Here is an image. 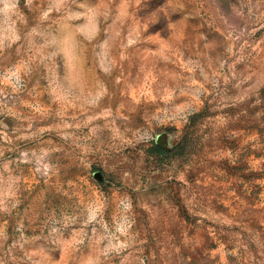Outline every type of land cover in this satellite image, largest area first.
<instances>
[{"label": "rangeland", "instance_id": "1", "mask_svg": "<svg viewBox=\"0 0 264 264\" xmlns=\"http://www.w3.org/2000/svg\"><path fill=\"white\" fill-rule=\"evenodd\" d=\"M0 264H264V0H0Z\"/></svg>", "mask_w": 264, "mask_h": 264}, {"label": "trees", "instance_id": "2", "mask_svg": "<svg viewBox=\"0 0 264 264\" xmlns=\"http://www.w3.org/2000/svg\"><path fill=\"white\" fill-rule=\"evenodd\" d=\"M162 151V150H161Z\"/></svg>", "mask_w": 264, "mask_h": 264}]
</instances>
